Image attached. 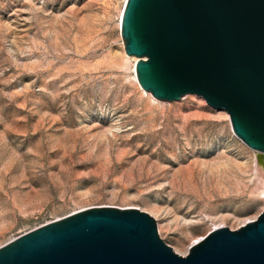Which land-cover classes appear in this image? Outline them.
I'll list each match as a JSON object with an SVG mask.
<instances>
[{"label": "rangeland", "instance_id": "obj_1", "mask_svg": "<svg viewBox=\"0 0 264 264\" xmlns=\"http://www.w3.org/2000/svg\"><path fill=\"white\" fill-rule=\"evenodd\" d=\"M124 2L0 0V247L82 210L137 209L185 256L264 210V153L224 111L138 86Z\"/></svg>", "mask_w": 264, "mask_h": 264}, {"label": "water", "instance_id": "obj_2", "mask_svg": "<svg viewBox=\"0 0 264 264\" xmlns=\"http://www.w3.org/2000/svg\"><path fill=\"white\" fill-rule=\"evenodd\" d=\"M120 35L143 91L165 102L202 98L264 153V0H125ZM0 264H264V210L180 256L147 213L86 209L1 246Z\"/></svg>", "mask_w": 264, "mask_h": 264}, {"label": "bare ground", "instance_id": "obj_3", "mask_svg": "<svg viewBox=\"0 0 264 264\" xmlns=\"http://www.w3.org/2000/svg\"><path fill=\"white\" fill-rule=\"evenodd\" d=\"M139 86V85H138ZM260 163V161H259ZM262 166V165H261ZM263 170L261 169V182L264 186V166H262ZM202 238H200L198 241L194 242L191 246H193L194 244L198 243ZM191 246L186 250L187 252L189 251V249L191 248Z\"/></svg>", "mask_w": 264, "mask_h": 264}]
</instances>
